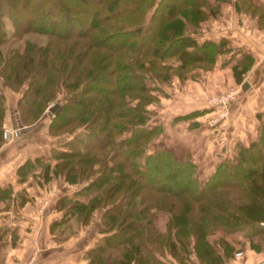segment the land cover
Instances as JSON below:
<instances>
[{
    "label": "trees",
    "instance_id": "trees-1",
    "mask_svg": "<svg viewBox=\"0 0 264 264\" xmlns=\"http://www.w3.org/2000/svg\"><path fill=\"white\" fill-rule=\"evenodd\" d=\"M223 1L230 0H0V147L3 85L24 86L16 108L23 122L37 119L66 90L48 131L72 136L51 147L52 170L82 186L58 198L64 213L51 228L73 216L87 223L102 209L103 232L86 264H226L241 250L236 244L264 247V120L257 138L237 142L233 158H223L201 184L191 159L165 147L147 151L162 126L147 125L148 105L159 100L162 84L211 69L232 50L225 38L199 37L201 22L216 16ZM237 7L264 24L263 4L239 0ZM31 31L56 41L14 45ZM233 60L235 80L243 83L253 55L241 51L227 62ZM37 165L49 169L51 161L28 157L18 180ZM11 193L0 187V197ZM85 193L87 201L78 197ZM154 209L168 212L165 231Z\"/></svg>",
    "mask_w": 264,
    "mask_h": 264
},
{
    "label": "rangeland",
    "instance_id": "rangeland-1",
    "mask_svg": "<svg viewBox=\"0 0 264 264\" xmlns=\"http://www.w3.org/2000/svg\"><path fill=\"white\" fill-rule=\"evenodd\" d=\"M8 28L11 30V25H9ZM26 40L42 47L45 46L49 40L56 41V39L48 33L31 31L23 34L22 37L15 40L14 45L23 44ZM9 43L10 42L3 44L2 47L8 46ZM228 55L231 57L237 54L236 51H234L231 54L228 53ZM222 64L224 67L220 65L219 68L216 67L214 69V66L207 70L197 68L193 71V75L190 77L185 79L178 77L180 81L174 80L172 82L170 81L169 83L162 84L163 90L158 93L159 100L148 105L151 116L147 121V125L155 126L160 124L162 126L160 132L148 143L147 151H155L162 147L174 149L175 145L176 150H174L180 159H193L191 160L196 164L195 176H197L200 184L209 177L215 166L222 160L216 157V153L212 154L211 158L206 159L207 154L205 152L210 147H214L219 154L223 153L226 154V156H230V154H233L236 151L234 142L235 140L240 139L243 131L251 130L254 132L250 137L246 139L244 138L243 142L247 144L252 141L257 134H259V125L264 120V79L257 80L246 76L244 77V82H249L244 88V82L238 83L233 81L231 77L228 78V71L226 69H229L231 63L225 61ZM206 73L209 76H206ZM184 80L186 81L183 82ZM177 86H179V88ZM2 88L5 95L6 105V115L4 118L3 129V136L6 140L11 139L18 131L21 132L23 136L32 137V139L35 137L44 138L45 135L51 136L54 138L52 146H56L60 144L62 145L63 142L72 136L71 133L64 131L57 134H51L48 131V125L51 123L52 116L55 115L49 110V107L53 105L58 98H62L64 96L66 92L64 88L58 90L56 97L48 102L44 113H42L37 119L29 120L28 122H23L20 110H16L18 107V101L24 92V86L22 85L20 88L12 89L3 85ZM167 90H169L168 95ZM193 109H204L206 112L203 111L205 113L200 114L197 118H195V120L199 119L197 120L199 121V125H196L194 128L188 127V120H186V122L181 120L183 125L185 124V131L192 135L189 136L190 138H188V140H179L178 138V143L175 141L177 138H174V136L169 133V130L173 129L175 126L174 118L178 114H184L192 111ZM9 114L14 115L13 117L16 119V121L12 122L13 127L10 126L7 119L8 116L10 117ZM17 123L18 126L20 123V127L24 125L26 127L25 129H29V131L25 130L26 133L23 129L21 131L19 129L16 131L17 128L14 126H16ZM44 123H46L47 128L44 130L45 134L40 131ZM6 129L9 131L8 135L4 134V130ZM201 130H205L206 135L198 142L197 140L199 137H197V134ZM125 134H128V132ZM22 135L18 138H22V142L19 145H22L25 139ZM191 137L196 138H193L192 140ZM48 154L52 156L51 150H49ZM209 165L210 169L208 168ZM52 166L53 165L51 164L49 169H45L44 166L39 167V165H37L33 170L34 172L29 174V176H34L32 178L33 183L35 181L37 182L36 184H41L42 186L44 183L46 184L41 192L42 195H38L36 197L37 205H35L33 212V218H36L37 215L40 216L37 218H42L43 230L46 221H49L56 214V211H63L62 213H64V210H58L57 208L58 196L66 195L67 191H70V193L73 191L72 194L74 196L76 190H80L82 186V183H68L59 175H54ZM241 178L242 177L240 176V179ZM36 194H39V192ZM90 196L91 194L88 195L86 193L78 195V197L84 201H87ZM154 210L155 223L157 227L161 231H165L168 212L163 209L157 211L156 209ZM52 222L53 221L48 222L49 226L47 225V231H45H49L48 233H51L52 235L55 234V237L58 236L56 238L58 240H55L54 236L51 238L49 235V240L51 241L48 242L49 247H51V243L60 242L61 240L68 238L72 233H81V235L84 236H81V239L78 240L81 248L80 250H83L84 248L91 246L93 242L94 244L96 242L92 240L90 245L85 244L86 240L84 239L86 236L97 239L103 232L101 208H96L92 211L90 219L87 223L78 221L75 216H73L67 221L56 224L55 229L53 230L51 228ZM51 239L55 240V242ZM38 245H40V243H38ZM38 245H35L34 247L38 248ZM236 245L241 247V250L236 251L235 255H237V253L240 255L243 250L242 246L240 244ZM39 252L40 249L35 254L36 258ZM86 252L87 251L84 252L83 250V254H86ZM240 258L242 259V257ZM29 262L26 261L24 264H30ZM187 264H196V262H190ZM255 264H264V259L256 262Z\"/></svg>",
    "mask_w": 264,
    "mask_h": 264
},
{
    "label": "crops",
    "instance_id": "crops-1",
    "mask_svg": "<svg viewBox=\"0 0 264 264\" xmlns=\"http://www.w3.org/2000/svg\"><path fill=\"white\" fill-rule=\"evenodd\" d=\"M212 1L214 2V0ZM238 1L239 0H230L221 2L220 12L216 16H211L201 22L198 30L199 37L200 39L210 38L216 41L225 38L227 40V45L232 47L230 52H222L217 56L213 69L216 67L219 68L220 65L223 66V62L229 61L230 55H228V53L231 54L236 51L239 57L241 56V51H248L253 55V63L244 77L247 76L257 80L264 79V24H259L257 15H253L250 12L238 8ZM253 1L257 4L264 5V0ZM233 62L234 60L228 62L231 63V65L229 69L226 70L228 71V78L231 77L233 81H236L232 69ZM205 75L209 76L207 73ZM174 80H179V78L174 76L171 82ZM177 87L179 88V86ZM168 93L169 90H167V95ZM199 110H201L200 113L191 118H174L175 126L173 129L169 130V133L174 136V138H177L175 139L176 142L179 143V140H188V138H190L189 136L192 134H188L185 131V124L183 125L181 120L185 122L188 120V127L190 128L196 127V125H199V121H197L199 119L195 120V118L206 112L204 109ZM13 116L14 115H10V117H7L10 126H12L13 121H16ZM14 127L17 128L16 131L18 129L20 131L22 129L23 131H29V129H25L26 127L24 125L20 127V123L19 126L17 123ZM46 129V123H44L40 131L44 133ZM16 133V135L14 134L11 139L6 140L0 147V187L10 186L12 188L11 197L9 199L0 197V264H24L26 261H30V264H86L87 258L85 254H83V250L84 252L87 251L94 245V242L88 248L80 250L78 239L84 236L81 235V233H72L68 238L60 242H55V240H58L56 239L58 236L55 237V234L52 235L48 233L49 231L46 232L47 225L49 224L48 222L61 219L63 211H59L61 213L56 211V214L51 218L52 220L46 221L47 224L45 223L43 230L42 218H37L40 217L38 215L36 218H33V212L35 205H37L36 197L42 195L41 192L46 184L44 183L42 186L41 184H36L37 182L35 181L33 183L32 178L34 176L32 177V175L24 181L18 180L17 167L28 157H39L45 161H51L52 165L54 164L55 159L48 154L49 150H51L54 138L45 135L44 138L35 137L32 139V137L23 136L21 132L17 131ZM252 133L254 132L251 130L243 131L242 136H240L241 140H235L234 144L243 142L244 138L250 137ZM21 135L25 137V139L22 145H19L22 142V138L18 139ZM197 135V137H199L197 141L199 142V140L206 135V132L205 130H201ZM257 136L258 134L254 139H256ZM193 138L196 137H191L192 140ZM174 149L176 150L175 145ZM174 149L171 148V150L176 153ZM235 152L230 154V156H226V154L223 153L219 154L214 147H210L205 153L207 154L206 159L211 158V155L214 153H216V157L223 159L224 157L233 158ZM208 168L210 169V165ZM38 192L39 194H36ZM72 193L73 191L71 193L67 191L66 194L73 195ZM60 196L61 195L58 197ZM49 235L51 238L53 236L55 237V240L51 239L55 242L51 243V247H49L48 243L50 241ZM237 236L241 237V234L237 233ZM84 240H86L85 244L90 245L92 240L96 241V238L93 239L92 237L86 236ZM38 243H40V245H38ZM35 245H38L37 247L40 249L37 258L35 254L39 249L34 247ZM240 257H242V259ZM262 259H264V247L260 250H256L252 248L247 241L241 254L239 255V253H237V255L231 258L226 264H255Z\"/></svg>",
    "mask_w": 264,
    "mask_h": 264
},
{
    "label": "water",
    "instance_id": "water-1",
    "mask_svg": "<svg viewBox=\"0 0 264 264\" xmlns=\"http://www.w3.org/2000/svg\"><path fill=\"white\" fill-rule=\"evenodd\" d=\"M247 85H248V82L245 81V82L243 83V87L245 88ZM60 106H61L60 103H54L53 105H51V106L49 107V110H50L52 113L56 114V113H58V111H59V109H60Z\"/></svg>",
    "mask_w": 264,
    "mask_h": 264
},
{
    "label": "built area",
    "instance_id": "built-area-1",
    "mask_svg": "<svg viewBox=\"0 0 264 264\" xmlns=\"http://www.w3.org/2000/svg\"><path fill=\"white\" fill-rule=\"evenodd\" d=\"M4 134L5 135H8L9 134V131L6 129V130H4Z\"/></svg>",
    "mask_w": 264,
    "mask_h": 264
}]
</instances>
